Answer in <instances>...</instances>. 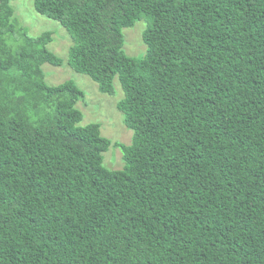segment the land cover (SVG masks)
I'll return each instance as SVG.
<instances>
[{"label":"trees","instance_id":"obj_1","mask_svg":"<svg viewBox=\"0 0 264 264\" xmlns=\"http://www.w3.org/2000/svg\"><path fill=\"white\" fill-rule=\"evenodd\" d=\"M0 0V264H264V0H35L134 131L80 125L65 59ZM146 20L144 57L124 29ZM20 37L17 47L8 38ZM114 145L125 165L111 170Z\"/></svg>","mask_w":264,"mask_h":264},{"label":"rangeland","instance_id":"obj_2","mask_svg":"<svg viewBox=\"0 0 264 264\" xmlns=\"http://www.w3.org/2000/svg\"><path fill=\"white\" fill-rule=\"evenodd\" d=\"M15 17L20 19L23 25L29 30V35L36 38L44 32H53V41L49 48L65 59L62 66L44 64L47 82L50 85H58L68 80L75 81L85 92L77 107L84 113V120L80 125L86 126L98 122L102 124L104 136L115 142L131 144L134 131L125 124V116L119 111L117 104L125 97L119 78L115 80V92L112 95L103 93L99 84L86 74L74 71L68 65L69 49L73 44L72 38L67 29L58 21L44 16L35 8V0H13ZM148 24L146 20L136 23L135 26L125 28V47L127 54L135 57H144L147 46L143 39V33ZM20 37L8 38V44L17 47L21 44ZM104 164L111 170L122 169L125 165L123 151L114 145L104 154Z\"/></svg>","mask_w":264,"mask_h":264}]
</instances>
